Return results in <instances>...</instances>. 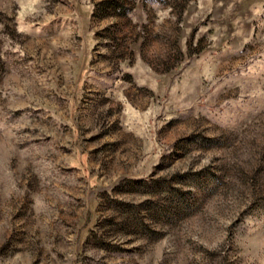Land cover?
I'll return each mask as SVG.
<instances>
[{
  "label": "rangeland",
  "instance_id": "obj_1",
  "mask_svg": "<svg viewBox=\"0 0 264 264\" xmlns=\"http://www.w3.org/2000/svg\"><path fill=\"white\" fill-rule=\"evenodd\" d=\"M0 264H264V0H0Z\"/></svg>",
  "mask_w": 264,
  "mask_h": 264
}]
</instances>
